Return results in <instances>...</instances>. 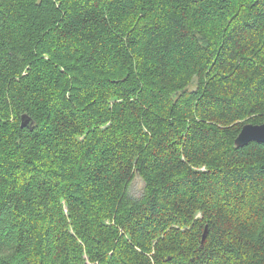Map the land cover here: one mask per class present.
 <instances>
[{
	"label": "trees",
	"instance_id": "trees-1",
	"mask_svg": "<svg viewBox=\"0 0 264 264\" xmlns=\"http://www.w3.org/2000/svg\"><path fill=\"white\" fill-rule=\"evenodd\" d=\"M249 123L264 0H0V264H264Z\"/></svg>",
	"mask_w": 264,
	"mask_h": 264
},
{
	"label": "water",
	"instance_id": "water-1",
	"mask_svg": "<svg viewBox=\"0 0 264 264\" xmlns=\"http://www.w3.org/2000/svg\"><path fill=\"white\" fill-rule=\"evenodd\" d=\"M23 119V126H32L33 125V120L31 117H29L27 114L22 116ZM250 141H257L260 143H264V123L260 124H245L239 133L237 139H236V144L238 146H243L247 144ZM208 227H206V231L203 235V240L206 237Z\"/></svg>",
	"mask_w": 264,
	"mask_h": 264
},
{
	"label": "rangeland",
	"instance_id": "rangeland-1",
	"mask_svg": "<svg viewBox=\"0 0 264 264\" xmlns=\"http://www.w3.org/2000/svg\"><path fill=\"white\" fill-rule=\"evenodd\" d=\"M174 53L175 52H172L170 54H174ZM207 183H209V182H204L203 184H199V187L201 188L204 184H207ZM144 188H145V182H144V180L140 176L137 175L134 178V180L132 182V185L130 187L131 193L134 194V195H136V196H140L143 193ZM204 188H205V186H204ZM198 214L201 215L200 212ZM136 249H139L140 251L142 250L141 248H138V247H136ZM198 256H199V258H198L199 263H203V260L204 259L203 260H200V257L201 256H204V254H202L201 256L200 255H198ZM152 264H157V263H152Z\"/></svg>",
	"mask_w": 264,
	"mask_h": 264
},
{
	"label": "bare ground",
	"instance_id": "bare-ground-1",
	"mask_svg": "<svg viewBox=\"0 0 264 264\" xmlns=\"http://www.w3.org/2000/svg\"><path fill=\"white\" fill-rule=\"evenodd\" d=\"M49 142V141H48ZM36 151V150H35ZM184 184V183H183ZM126 190V189H125ZM174 196V195H173ZM175 197V196H174ZM212 198H214V197H212ZM212 203V202H211ZM212 207V206H211ZM257 224V223H256ZM259 257V256H258ZM262 259V258H261Z\"/></svg>",
	"mask_w": 264,
	"mask_h": 264
}]
</instances>
